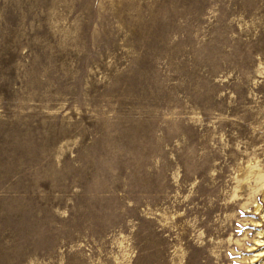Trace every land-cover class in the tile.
<instances>
[{
    "label": "rangeland",
    "instance_id": "rangeland-1",
    "mask_svg": "<svg viewBox=\"0 0 264 264\" xmlns=\"http://www.w3.org/2000/svg\"><path fill=\"white\" fill-rule=\"evenodd\" d=\"M264 261V0H0V264Z\"/></svg>",
    "mask_w": 264,
    "mask_h": 264
},
{
    "label": "bare ground",
    "instance_id": "bare-ground-1",
    "mask_svg": "<svg viewBox=\"0 0 264 264\" xmlns=\"http://www.w3.org/2000/svg\"><path fill=\"white\" fill-rule=\"evenodd\" d=\"M258 264H264V261H262V262H260V263H258Z\"/></svg>",
    "mask_w": 264,
    "mask_h": 264
}]
</instances>
